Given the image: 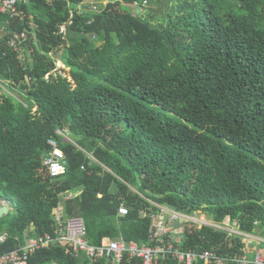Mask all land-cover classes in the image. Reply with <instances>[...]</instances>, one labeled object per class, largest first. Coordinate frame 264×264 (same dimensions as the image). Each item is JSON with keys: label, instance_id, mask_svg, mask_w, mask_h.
<instances>
[{"label": "trees", "instance_id": "obj_1", "mask_svg": "<svg viewBox=\"0 0 264 264\" xmlns=\"http://www.w3.org/2000/svg\"><path fill=\"white\" fill-rule=\"evenodd\" d=\"M85 1L17 0L13 17L0 13V206L15 212L0 254L52 232L60 204L94 245H153L160 221L180 249L243 253L254 240L189 219L174 240L167 221L204 212L264 237V0ZM49 139L67 162L56 177ZM72 262L88 263L55 246L29 260Z\"/></svg>", "mask_w": 264, "mask_h": 264}, {"label": "built area", "instance_id": "obj_2", "mask_svg": "<svg viewBox=\"0 0 264 264\" xmlns=\"http://www.w3.org/2000/svg\"><path fill=\"white\" fill-rule=\"evenodd\" d=\"M17 0H0V13H8L10 17L16 14ZM146 4V0L143 1ZM136 6L137 3H134ZM95 6L93 7V9ZM25 33H15L13 39L8 44L10 47L17 48V40L25 39ZM61 134L63 140H68L67 134L61 130H57ZM50 146L49 153L44 158V165L48 167L51 177L60 176L67 171V162L65 155L58 146L56 139H49ZM73 196L72 192L64 194L61 198L63 200L69 199ZM4 205V202H2ZM119 216L127 214V209L121 206L118 210ZM174 219H190L177 212L171 211ZM52 218L54 221V229L52 232H47L38 237L29 236L23 246L0 254V264H29L30 256L38 249H50L51 247H60L72 259L87 260V264H96L104 259L106 264H121V259L124 253L129 257H135L142 260V264H157L159 261L165 259H174L181 264H194L196 261H203L204 264H264L263 249H258V245L253 251L244 249V252L232 257L221 256L213 251H196L183 250L175 247L171 241H167L162 237L166 233V228L162 222H158V229L153 235L156 243L153 245H139L137 243H126L122 238L109 239L103 238L98 245L91 244L87 240L86 226L83 218L68 216L64 213L62 205L53 211ZM163 216L159 215V220ZM201 224H208L218 229H223L229 234H239L237 230H231L226 225L229 223H216L211 221H203ZM243 236V235H242ZM6 238V234H0V243ZM249 243V242H248ZM249 253L252 256L249 257ZM71 264H82L79 262H72Z\"/></svg>", "mask_w": 264, "mask_h": 264}, {"label": "rangeland", "instance_id": "obj_3", "mask_svg": "<svg viewBox=\"0 0 264 264\" xmlns=\"http://www.w3.org/2000/svg\"><path fill=\"white\" fill-rule=\"evenodd\" d=\"M107 0H86L84 2V5L86 6L85 8H92L94 5H99L101 3H106ZM83 5V6H84ZM146 8V6H145ZM128 10H132V11H135L137 14H142V16H145L147 12H149L148 10H144V13H142V10L138 7H130ZM63 57L65 55H62ZM57 66L58 68H62L63 69V65L61 63L60 60H57ZM59 71L60 73L63 71ZM11 93L16 97V98H19V95L17 92H13L11 91ZM8 206V213L6 215H4L3 219L0 220V228H3L5 226V224L7 223L8 220H10L13 216H14V209L11 205H7ZM162 215H164V213H161ZM166 217V216H165ZM168 219V218H167ZM207 219L208 216L203 212V213H195L194 216H191L189 220H192L194 222H197V224H201V222L203 221H208ZM171 221L173 222H170V221H167V229L168 231L171 232V238L174 239V240H179L181 239V231L183 230V223L185 222L184 219H181V220H173L172 218L170 219ZM227 222V221H226ZM235 224L233 225H226L225 227H229L231 228V230L235 231H239L235 226ZM240 232V231H239ZM241 234L247 238V240H254L252 243L249 242L248 245H247V250L249 251H253L256 246L258 245L257 242L258 241H263L264 242V237L260 234V229H256V231L254 233H244V232H241ZM257 241V242H256ZM258 249H261L260 246H258ZM249 255V253H248ZM250 256V255H249Z\"/></svg>", "mask_w": 264, "mask_h": 264}, {"label": "water", "instance_id": "obj_4", "mask_svg": "<svg viewBox=\"0 0 264 264\" xmlns=\"http://www.w3.org/2000/svg\"><path fill=\"white\" fill-rule=\"evenodd\" d=\"M8 213V207L7 206H0V217L6 215Z\"/></svg>", "mask_w": 264, "mask_h": 264}]
</instances>
